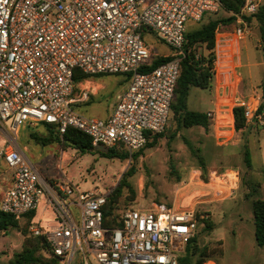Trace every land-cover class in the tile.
I'll return each instance as SVG.
<instances>
[{
  "label": "built area",
  "instance_id": "built-area-1",
  "mask_svg": "<svg viewBox=\"0 0 264 264\" xmlns=\"http://www.w3.org/2000/svg\"><path fill=\"white\" fill-rule=\"evenodd\" d=\"M260 6L258 0H247L239 13L229 12L234 23L221 24L215 32L210 51L214 111L205 116L218 147L240 141L239 131L264 128L263 96L244 94L239 71L240 45L250 35L247 18ZM220 9L219 0H0V161L12 171L0 211L18 220L41 205L48 207L53 218L32 224L30 232L44 237L48 255L59 264H70L76 254L80 264H180L197 234V202L127 208L105 226L107 194L80 192L69 180L58 186L46 182L20 146V134L29 137L50 127L62 138L74 129L95 148L130 156L139 152L148 137L167 128L187 55V22H199ZM146 31L156 34L171 54L169 61L140 72L156 59L143 39ZM76 70L91 77H128L108 118L76 110ZM236 109H242V129L236 127ZM192 174L200 180V170ZM238 174L233 169L211 172L203 185L231 175L236 183Z\"/></svg>",
  "mask_w": 264,
  "mask_h": 264
},
{
  "label": "rangeland",
  "instance_id": "rangeland-1",
  "mask_svg": "<svg viewBox=\"0 0 264 264\" xmlns=\"http://www.w3.org/2000/svg\"><path fill=\"white\" fill-rule=\"evenodd\" d=\"M263 5L264 1L261 2ZM229 17L230 13L221 8L217 13L205 14L199 22H187L186 31L191 32L210 21H222ZM143 39L154 58H161L171 51L150 31L143 33ZM194 52L199 58L209 55L205 45H197ZM240 55L241 89L246 95L259 92L263 96L264 53L259 26L255 20L251 23L250 35L241 42ZM127 85L128 77L125 75L90 77L75 84L74 107L86 116L105 118L111 114L117 95ZM186 104L188 110L193 112H213V88L191 87ZM243 131L238 132L240 141L218 147L211 130L207 131L200 126L179 127L170 111L167 128L157 140L156 146L143 148L138 157L128 154L126 160L105 157L103 153L106 150L102 148L81 152L73 146L63 147L57 142L43 146L32 141L24 131L20 134L19 144L26 147V155L32 165L52 185L58 186L69 180L80 192L107 194L108 201L120 190L119 200L114 204L112 216L108 220L120 218L127 208L150 207L152 204L177 208L183 199H186L183 205L192 199L193 203L197 202L195 209L199 215L196 245L199 248L221 250V254L215 253L210 260L216 264H264V247L256 243L253 223L252 202L257 197L247 196V183L252 180L260 183V198L264 199V128L252 126L245 136ZM246 148L252 158L250 171L244 161ZM63 152H66L65 159ZM116 152L124 151L116 149ZM60 164L62 170L58 167ZM131 169L134 170L133 175L127 176ZM226 169L239 173L236 183L233 175L228 180L213 177L212 185L205 188L203 184L209 181L211 172L220 175ZM196 170L201 171L200 180H194L192 173ZM124 174H127L126 177ZM11 175L12 171L0 161V199L12 179ZM198 195L201 197L194 199ZM39 211L40 215L34 216L29 226L27 218L23 217L17 220L18 228L0 232V264H10L15 254L22 251L24 240L35 238L30 232L32 224L41 221L44 225L45 221L53 218L52 211ZM77 215L79 210L76 211ZM207 223L211 229L206 227ZM23 229L27 230L26 235L22 234ZM70 264H80L79 254L74 256Z\"/></svg>",
  "mask_w": 264,
  "mask_h": 264
},
{
  "label": "trees",
  "instance_id": "trees-1",
  "mask_svg": "<svg viewBox=\"0 0 264 264\" xmlns=\"http://www.w3.org/2000/svg\"><path fill=\"white\" fill-rule=\"evenodd\" d=\"M221 3V8L232 13H239L241 8L244 6L247 0H219ZM255 20L258 23L259 31H260V41L261 48L264 53V5L260 6L258 12L253 15V17H248L247 21L249 26L251 27L252 21ZM235 18L229 17L227 19H223L222 21H210L206 25L201 28L187 32L185 34L186 44L185 51L187 53L186 58L181 63V74L175 89L174 100L171 105V111L173 113L174 118L176 119L178 126L180 127H195L200 126L205 128L207 131H210V123L205 116V114H201L198 112H193L188 110L187 108V98L189 94V90L191 87H198L202 89L212 88V56L210 51L214 48L215 41V32L219 25H230L234 23ZM197 45H205L209 55L206 57H197L194 48ZM170 60V57H161L156 58L150 67H146L140 72H147L161 63L167 62ZM100 76V75H96ZM93 76V77H96ZM91 76L85 75L78 70L74 73V83L78 84L79 82L90 78ZM264 96V94H263ZM264 108V101L261 106ZM236 116V127L238 129H242L245 127V120L242 117V109L235 110ZM44 133H32L30 134V139L38 144L43 146H47L51 143L57 142L62 144L63 147L73 146L81 152H88L95 150L96 148L92 146L90 138L86 135L76 131L74 129H68L67 132L63 135L62 138L55 133L50 127H45ZM248 131H244V135H246ZM164 133V132H163ZM163 133L158 134L154 137H148V142L145 145V148H153L157 144V140L163 136ZM144 149H141L139 152L135 153L137 157L142 153ZM105 157H120L122 160H126L128 158V153L126 152H116V149H109L103 153ZM244 161L247 169L250 171L252 169V160L251 154L248 148L245 149L244 152ZM134 170L131 169L129 173L124 174V176H132ZM125 177H123V181L125 182ZM205 179V178H204ZM207 180V179H205ZM248 188L249 193L247 196L249 198L257 197L252 202V210H253V223L255 227V240L259 247H264V199L260 198V190L261 185L258 182H254L252 180H248ZM121 188V187H120ZM120 197V190H117V193L114 194L111 199L107 202L104 216H105V226H109L112 222L108 220L111 215V211L114 208V204H116ZM170 207V206H168ZM34 213H29L24 217L27 218V225H30L32 221ZM199 219V215H197ZM205 223L206 220H203ZM201 223V222H200ZM19 224L17 219L12 217L9 214H6L0 211V232H5L9 228H18ZM206 227L211 229V225L207 223ZM27 230L23 229L22 234L26 235ZM197 235L190 241L189 245L186 248L185 255L180 259V264H204L209 261L210 258L215 254H221V250L218 249H209L207 247L199 248L196 245ZM220 245H222L220 243ZM10 264H59L58 261L50 257L48 255V243L44 239V237H36L34 239H25L23 242L22 251L20 253L15 254V258L11 261Z\"/></svg>",
  "mask_w": 264,
  "mask_h": 264
},
{
  "label": "crops",
  "instance_id": "crops-1",
  "mask_svg": "<svg viewBox=\"0 0 264 264\" xmlns=\"http://www.w3.org/2000/svg\"><path fill=\"white\" fill-rule=\"evenodd\" d=\"M255 1H257V0H255ZM258 1H260V4H261V2L262 1H264V0H258ZM171 54V51L167 54V55H165V56H168V55H170ZM163 57V56H162ZM80 113V112H79ZM82 114V113H81ZM84 115V114H83ZM86 116V115H85ZM88 117H94V116H88ZM109 117V115L108 116H106L105 118H103V119H106V118H108ZM98 118V117H97ZM25 149H26V147H24ZM27 150V149H26ZM120 151V150H119ZM251 154V153H250ZM62 156H63V158L65 159V156H66V152H63L62 153ZM251 160H252V158H251ZM62 161H63V159H62ZM62 166V164H60V165H58V167H61ZM63 169V168H62ZM11 177H12V175H11ZM11 182H12V179H11V181L8 183V186L6 187V189L11 185ZM4 193V192H3ZM3 195V194H2ZM1 198H2V196H1ZM0 201H1V199H0ZM38 210H40L41 212H43V213H46L48 210H50L48 207H45V205H41V207L38 209ZM39 211V212H40ZM51 211V210H50ZM71 211L75 214L76 213V207L75 206H72L71 207ZM36 215H40V214H38V211H36L35 212V215L34 216H36ZM40 217V216H39ZM38 217V218H39ZM41 222V221H40Z\"/></svg>",
  "mask_w": 264,
  "mask_h": 264
}]
</instances>
